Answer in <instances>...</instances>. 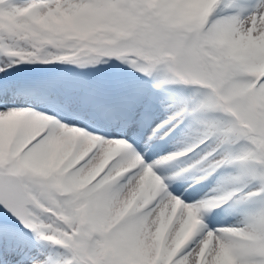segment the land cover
<instances>
[{
  "label": "snow or ice",
  "instance_id": "6c2138e0",
  "mask_svg": "<svg viewBox=\"0 0 264 264\" xmlns=\"http://www.w3.org/2000/svg\"><path fill=\"white\" fill-rule=\"evenodd\" d=\"M0 264H264V0H0Z\"/></svg>",
  "mask_w": 264,
  "mask_h": 264
}]
</instances>
